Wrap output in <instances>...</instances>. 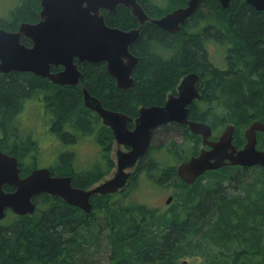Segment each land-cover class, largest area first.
Here are the masks:
<instances>
[{"label":"trees","instance_id":"trees-1","mask_svg":"<svg viewBox=\"0 0 264 264\" xmlns=\"http://www.w3.org/2000/svg\"><path fill=\"white\" fill-rule=\"evenodd\" d=\"M138 1L156 19L186 6L189 0H166L164 6ZM1 4L2 29L15 32L22 23L40 20L41 0H8L6 5L3 0ZM103 14L111 27H139L123 6L113 14ZM21 41L32 44L26 37ZM212 46L222 48L223 68L212 61ZM130 49L141 60L129 90L117 88L105 63L80 64L83 77L76 87L54 84L29 72L0 73V150L18 158L22 176L40 168L39 142L24 131L19 120L24 104L35 97L50 115V131L63 144L93 136L101 153L94 163H102L103 170L100 165L77 170L75 152L68 150L61 151L55 164L47 167L54 176L72 177L74 186L81 189L105 178L113 165L114 142L110 129H95L94 120L99 117L85 107L82 88L105 108L134 118L143 106L163 105L181 80L195 73L201 80V99L190 107L191 120L207 123L215 134L218 128L233 124V143L238 149L245 143L244 130L253 122H264V10L242 0H234L228 8L218 0H203L179 32L168 33L147 22ZM185 131L186 138L200 142V136L188 128ZM257 147L264 150L263 133L258 134ZM152 149L140 159L123 191L141 172L158 169L160 161L151 159ZM197 150L198 146L191 156ZM27 158L31 161L26 162ZM176 171L167 170L164 176L178 178ZM181 186L166 211L95 196L92 211L87 213L59 197L41 194L34 198L33 214L8 211L0 221V264H75L78 258L90 257L89 250L99 241H105L103 246L109 251L107 264H264L263 167H223L205 173L192 185L181 182ZM5 190L13 188L7 185ZM100 210L103 219L96 220ZM85 264L91 263L87 260Z\"/></svg>","mask_w":264,"mask_h":264},{"label":"water","instance_id":"water-1","mask_svg":"<svg viewBox=\"0 0 264 264\" xmlns=\"http://www.w3.org/2000/svg\"><path fill=\"white\" fill-rule=\"evenodd\" d=\"M202 1L189 0L187 6L154 19L137 0H41L37 23H22L15 32L0 28V73L29 72L61 86H80L83 77L80 64L105 63L117 88L129 90L134 85L133 74L141 60L130 48L139 39L142 27L150 22L168 33L179 32ZM218 1L228 7L232 0ZM246 2L256 10H264V0ZM121 5L132 11L138 28L123 30L106 23L102 11L115 13ZM22 37L32 44L22 43ZM53 67L62 70L54 72ZM199 79L195 73L186 75L177 87V95L170 94L161 106L141 107L135 119L105 108L100 99L82 88L85 107L102 118L118 146L129 147L127 151L117 152L116 172L89 189H81L73 185L72 177L54 176L48 168H38L22 176L18 158L0 150V221L8 211L20 216L33 214L36 211L34 198L41 194L59 197L91 213V197L125 189L133 169L148 153L154 131L169 123L187 125L192 133L202 137L203 147H209L178 165L177 174L188 185L205 172L228 165L264 167V150L257 148L258 133L264 134V122H253L245 130L246 143L238 149L233 143L236 131L233 124L227 125L213 141L210 140L212 128L207 123L188 119L189 106L201 99L197 87ZM131 123L134 124L132 129ZM7 185L13 191H6ZM170 201L171 197L167 203Z\"/></svg>","mask_w":264,"mask_h":264},{"label":"rangeland","instance_id":"rangeland-1","mask_svg":"<svg viewBox=\"0 0 264 264\" xmlns=\"http://www.w3.org/2000/svg\"><path fill=\"white\" fill-rule=\"evenodd\" d=\"M2 1L3 0H0V6H2ZM153 2L162 6L166 5V0H153ZM4 4H8V0H4ZM2 8L3 6L0 7V10H2ZM221 49L222 48L219 46H212L211 51L213 56L211 55V58L216 65L223 68L226 62L224 55L222 56L220 53ZM202 109H205V103H203ZM49 116L50 115L44 113V107L40 98L35 97L24 104L23 111L19 117L24 131H29V133L39 142V152L37 153V157L40 162V167L54 165L60 152L68 150L75 152L77 170L87 171L93 169L95 167L93 165L94 162L98 160V155L101 154L99 153L95 140L92 138L85 139L81 137L79 141L70 145L63 144L62 140L50 131ZM224 128L225 126L218 128L216 134L213 133V135L219 136ZM162 129H164L165 133H169L168 131L174 129V127L170 128L169 125ZM196 142V140L194 141L190 138L184 139L181 135H175L170 138L163 133L156 134L152 143L153 149L151 159L154 161H160L157 167L158 169L149 173L141 172L133 182V185L123 193L115 195L112 198V201L123 205L140 203L147 205L151 209L156 208L163 211L168 210L171 204L174 203L177 194H180L182 191V186L181 182L178 181V178L172 177L171 175L166 178L164 173L167 172V170L177 169V166L183 161L180 156H187L190 158L191 153L196 149V146H198L197 151H200V148L202 147L201 140L199 143ZM159 143L160 145H158ZM167 147L172 148V150L168 151ZM161 153H165L164 158ZM160 158H163V160L161 161ZM30 161L29 158L26 159V162ZM111 168L108 170L105 178L109 177L108 175L111 173ZM170 196L173 197V200L167 204L166 202ZM99 218L103 219V217ZM99 242L93 243V247L89 250L91 254L90 257L78 258L75 264H85L87 260L91 264H107L109 251L103 246L105 241L102 242L103 244H100ZM85 258L87 260H83ZM192 262L195 263L197 261Z\"/></svg>","mask_w":264,"mask_h":264},{"label":"flooded vegetation","instance_id":"flooded-vegetation-1","mask_svg":"<svg viewBox=\"0 0 264 264\" xmlns=\"http://www.w3.org/2000/svg\"><path fill=\"white\" fill-rule=\"evenodd\" d=\"M138 1V0H137ZM149 3H150V5H151V3L153 2V0H147ZM234 0H232L231 2H230V4H229V6L228 7H230V5H231V3L233 2ZM242 1H244V2H246V0H242ZM139 2V1H138ZM219 2V1H218ZM140 3V2H139ZM154 3V2H153ZM152 3V4H153ZM220 3V2H219ZM247 3V2H246ZM156 4V3H155ZM166 4V3H165ZM188 4V3H187ZM140 5L142 6V4L140 3ZM156 5H159V4H156ZM220 5L223 7V5L220 3ZM122 6V5H121ZM160 6H162V5H160ZM187 6V5H186ZM119 7V6H118ZM118 7H117V9H118ZM123 7H125V6H123ZM143 7V6H142ZM185 7V6H184ZM228 7H223V8H228ZM125 8H127V7H125ZM180 8H183V7H180ZM117 9H116V11H117ZM128 10H130L129 8H127ZM143 9H144V7H143ZM177 9H179V8H176V9H174V10H177ZM103 11H106V10H103ZM131 11V10H130ZM144 11H145V9H144ZM173 11V10H172ZM108 12V11H107ZM146 12V11H145ZM110 13V12H109ZM131 13H132V11H131ZM111 14H113V13H111ZM147 14V13H146ZM148 15V14H147ZM56 69H58L57 71H61L62 70V68L61 67H58V68H56ZM200 83H201V80L199 79V82H198V85H197V87H198V89H199V91H200ZM81 86V85H80ZM179 86V85H178ZM73 87H76V86H73ZM171 94H173V95H177V90H176V93H171ZM170 95V94H169ZM200 100V99H199ZM199 100H197V101H199ZM196 102V101H195ZM194 102V103H195ZM192 105H194V104H192ZM191 105V106H192ZM159 106H161V105H159ZM191 106H189V117H188V119L190 120V121H194V120H191V118H190V107ZM98 115V114H97ZM98 117L99 118H97V120H94V122L96 123V126H95V129L97 130V132L99 131V130H101L102 129V126H105L104 125V123H103V121H102V118L98 115ZM137 117V116H136ZM136 117H134V119L136 118ZM132 124V123H131ZM166 125H170V128H173L174 127V129H172V130H170V131H168L169 133H165L164 132V129H162L165 125H163V126H160L159 128H157L155 131H154V133H153V136H152V143H153V140H154V138H155V135L156 134H160V133H163L164 135H166V136H169L170 138H172V136H175V135H181L184 139H187L186 138V131H185V128H188V126L187 125H183V124H179V123H175V125H174V123H169V124H166ZM105 127H107V126H105ZM134 127V124H132V126H130V128L132 129ZM108 129H110L109 127H107ZM189 129V128H188ZM111 130V129H110ZM163 130V131H162ZM112 131V130H111ZM191 132V131H190ZM113 133V132H112ZM172 133V134H171ZM192 133V132H191ZM244 133H245V130H244ZM193 135H196V134H194V133H192ZM258 134H260V133H258ZM196 136H200V135H196ZM83 138H92L93 139V136H89V137H87V136H84ZM174 138V137H173ZM200 138H201V136H200ZM244 138H245V136H244ZM113 139H114V134H113ZM202 139V138H201ZM218 139V137L216 138V139H214V138H210V140H213V141H215V140H217ZM77 140V139H76ZM75 140V141H76ZM152 143H151V146L150 147H152ZM245 143H246V139H245ZM245 143L243 144V146L245 145ZM158 145H160V143L158 144ZM243 146L241 147V148H239V149H242L243 148ZM203 147V146H202ZM204 149H206V150H208L209 149V147L208 146H204L203 147ZM203 148H200V151L203 149ZM119 150H124V151H127V150H129V147H127V146H118L117 144H116V142H115V139H114V142H113V148H112V152H111V158H112V161H113V165H112V168H111V173L108 175L109 177H111V176H113L114 175V173H115V170H116V160H115V158H116V155H117V152L119 151ZM199 151V152H200ZM199 155V153L197 154V155H193V156H191V157H194V156H198ZM190 157V158H191ZM189 158V159H190ZM189 159H187V160H189ZM186 160V161H187ZM93 165H100V166H98V167H100V169L101 170H103L104 168V165L101 163V164H96V163H94ZM228 166H230V167H237V166H240V165H228ZM228 166H226V167H228ZM240 167H243V168H247V167H249V166H246V167H244V166H240ZM251 167H254V166H251ZM260 167H262V166H260ZM212 171H214V170H212ZM133 172V171H132ZM177 172V171H176ZM207 172H209V171H207ZM206 172V173H207ZM178 175V174H177ZM204 175V174H203ZM132 178H133V173H132V175H131V177H130V181L132 180ZM178 181H180V182H183V180L179 177V175H178ZM179 184V183H178ZM74 185V184H73ZM78 188V187H77ZM124 190V189H123ZM123 190H121V191H118V192H116V193H114V194H108V195H99V194H96V195H93L92 197H91V199H90V202H91V204H92V208H93V203L97 200V198L98 197H106V196H108V199H111L112 197H114L115 195H117V194H120V193H123L124 191ZM113 195V196H112ZM95 196H97V198L95 199L94 197ZM171 197V201L173 200V197L172 196H170ZM169 197V198H170ZM65 202V201H64ZM66 203V202H65ZM167 203V202H166ZM168 204V203H167ZM70 205V204H69ZM78 208V207H77ZM80 209V208H79ZM82 210V209H81ZM82 211H84V210H82ZM161 211H163V210H161ZM102 217V211L100 210L99 211V214H97V217H96V220H98V219H101V218H99V217Z\"/></svg>","mask_w":264,"mask_h":264}]
</instances>
